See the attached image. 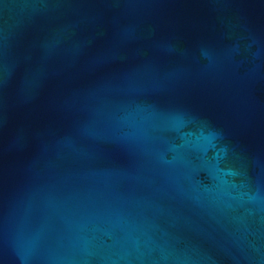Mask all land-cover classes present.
<instances>
[{"label":"water","instance_id":"water-1","mask_svg":"<svg viewBox=\"0 0 264 264\" xmlns=\"http://www.w3.org/2000/svg\"><path fill=\"white\" fill-rule=\"evenodd\" d=\"M0 264H264V0H0Z\"/></svg>","mask_w":264,"mask_h":264}]
</instances>
